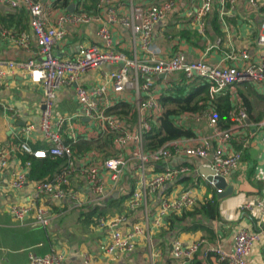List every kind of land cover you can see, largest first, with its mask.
<instances>
[{
    "label": "crops",
    "instance_id": "obj_1",
    "mask_svg": "<svg viewBox=\"0 0 264 264\" xmlns=\"http://www.w3.org/2000/svg\"><path fill=\"white\" fill-rule=\"evenodd\" d=\"M40 1L47 3L49 0ZM89 1L93 3V7L88 11L83 9L86 12H98L95 0ZM89 1L85 3L88 7ZM131 1L133 4H155L161 0ZM176 1L178 4L174 12L160 20L152 30L151 43L155 58H166L176 52H181L187 62L204 58L208 63H213L229 49L236 52L246 51L251 57L255 56V39L264 22V13L260 7L252 8L247 5L246 0H235L232 8L229 9L228 5H225L223 7L224 14L219 16L221 6L217 1H214L211 11L205 18L204 33L201 35L182 16L183 9L195 5L197 0ZM70 2V6L75 7L78 4L77 0ZM126 2L128 0H115L110 5L116 16L125 11ZM21 10L12 11L7 4L0 0V27L4 28L11 37L19 32H23L28 37L31 36L28 16L24 10L23 13H20ZM54 10L64 11V8L55 7ZM213 19L217 21L216 24L219 27L220 35L218 36L213 32L210 24ZM108 27L113 49L121 51L131 58L129 31L117 23L109 24ZM96 28L95 23L67 27V35L60 42V46L54 49V55L62 58L70 57L77 44L100 45L96 36ZM216 40H219L220 44L214 47L213 44ZM34 48L32 43L30 51H33ZM136 54L139 63H146L148 55L142 53L138 48ZM29 57L30 52L14 47L7 36L5 39L0 37L1 61H25ZM108 69L109 67L104 66L86 72L78 80V85L91 91L101 82L102 73ZM179 75H172L168 77L169 79L151 76L149 80L156 88L159 97L170 87L167 80L171 79L176 82ZM141 83L142 81H139V85ZM253 88L257 93L256 97L264 98L263 85H255ZM234 91V89H230L229 94L235 105L239 104L240 100ZM139 94L142 95L140 92ZM258 98L249 97L254 102V115L264 110V107H259L262 101ZM40 102L41 90L39 86L29 81L21 73L0 79V151L8 155L7 165L0 177L3 185L7 184L14 172L22 170L24 159L21 160V157L26 155L17 151L18 144L25 143L32 150L45 147L38 130ZM103 102L106 106L113 103L112 106H114L121 102L131 107L132 116L126 117V111L119 118L112 114L115 119H120L123 128L131 133L136 129L137 119L140 115L148 119L146 112L140 113L137 110L135 92L127 94L124 92L117 97L107 90ZM2 105L6 109L2 108ZM53 109L56 115H62L66 119L60 131L64 143L70 141L72 145L92 141L96 143V146L99 143L102 146L97 149H79L77 151L71 147L72 172L68 178L66 189L67 193L73 194V198L64 197L55 200L38 194L34 189V183L37 181L28 175L32 166L30 160L31 165L25 172V182L20 188L15 190L0 188V264H26L29 253L42 257L50 254V250L54 254L60 255L59 264H148L150 258L155 264H192V260V262L181 263L180 260L171 258L170 251L174 241H179L183 247L187 248L191 242L198 238L205 240V244L197 251L198 257L200 255L203 257V251L208 246L216 245L224 252H230L232 235L239 227L261 235L260 240L252 247L247 264H264V223L257 224L245 212L237 210V206L246 200L264 197V145L257 139H249L247 145L242 147L239 133L238 137L233 139L235 141H232L228 146L230 151H241L243 159H241L238 168L232 171L226 179V185L231 188V192L224 197H216L219 203L220 221L211 222L208 226L213 233L212 239H209V235L201 231L166 232L164 226L166 218H163L160 227L153 229L146 236L138 237L133 251L107 254L104 247L110 229L99 226L97 221L100 218L111 220L121 217L122 220L116 229L120 233L129 232L132 225L142 219L143 209L126 211L125 194L135 191L142 180L147 182L150 177L160 171L161 166L147 163L144 171L140 173L136 168V162L129 158L131 145L125 146L120 152L116 151L112 144L113 135L100 130L96 124L79 113V107L74 97V86H64L57 91ZM204 110L212 112L210 109ZM263 118L264 114L261 119ZM179 122L190 128L194 138L210 136L211 132L207 121L203 119L192 121L182 115L179 117ZM248 128L253 129L251 126ZM71 135L75 137L74 141L70 139ZM104 142L106 143L104 144ZM235 145H239L240 148L236 149ZM117 155L124 160L122 171L113 181L110 179L109 173L99 167L98 179L103 187V194H95L86 184L82 171L91 164L100 165L103 160ZM203 162L204 159L185 156H177L169 160L170 166L185 167L188 169V173L173 182L162 185L152 194L146 196L144 207L149 221L154 219L162 198L174 196L184 190L192 191L197 202L204 196L212 195L213 191L208 184L197 178V169ZM187 176L191 180L184 182L180 180ZM130 186H133L132 189ZM122 197L124 199L117 201ZM31 200L44 207L47 218L44 226L33 225L32 216L26 217L23 223H18L6 212L9 205H22ZM214 263L216 262L214 261Z\"/></svg>",
    "mask_w": 264,
    "mask_h": 264
},
{
    "label": "built area",
    "instance_id": "obj_2",
    "mask_svg": "<svg viewBox=\"0 0 264 264\" xmlns=\"http://www.w3.org/2000/svg\"><path fill=\"white\" fill-rule=\"evenodd\" d=\"M115 0H95L98 12H86L82 7L71 6V11H55V0L44 3L40 0H2L12 11L22 9L28 16V25L31 36L23 32L16 33L13 37L0 27V37L8 38L9 42L17 48L30 52V57L25 61H1L0 79L21 73L29 81L39 86L41 90V102L38 119V130L43 139L44 149L32 150L25 143L17 146V151L32 159H64V165L57 172L43 181L34 183V189L38 194L48 196L55 200L64 197L73 198V194L67 193L68 178L72 172L71 142L64 143L60 136L62 126L66 119L64 116L54 113V99L57 91L64 86H74V97L79 107V113L88 118L102 131L113 135L112 144L116 151L120 152L125 146L131 145L129 158L136 162L137 170L142 173L145 165L159 164L161 169L150 177L147 182L141 181L139 187L131 193L126 200V211H134L142 208V219L134 223L129 232L120 233L116 227L121 222V217L111 220L100 218L99 226L109 228L105 252L107 254L133 251L138 237L146 236L155 228L160 227L163 218L170 213L179 214L183 210L190 209L197 201L190 190H184L178 194L159 201V205L152 221L147 219L145 213L146 196L152 194L162 185L179 179L188 169L180 166H170L169 160L177 156L204 159L197 169V178L204 181L214 191L215 195L222 194L221 189H216L214 178H222L226 182L229 174L240 165V151H230L228 146L240 133L241 145L245 147L249 139L255 138L264 145V118L256 123L247 120L246 110L239 106L234 114L235 124L227 129H219L216 126L213 112L202 110L199 113L184 115L192 121L205 120L210 129V136L177 139L165 143L158 149L144 153L142 151L143 134L149 130L148 119L155 118L161 108L158 104L157 90L150 82L149 77L162 75L164 79L175 74H180L186 80L199 78L207 84V94L210 99L233 89L238 84L263 85L264 86V22L255 39V56L251 57L246 51H233L229 49L215 62L208 63L204 58L187 62L181 52H176L169 57L157 59L151 43L152 30L163 18L171 15L177 6L176 0H161L155 4H133L131 0L126 2L123 13L116 16L110 5ZM219 3V16L224 14L223 7L232 8L235 0H197L195 5L183 9L190 26L199 34L204 33L206 16L212 9L213 2ZM252 8L260 7L264 13V0H246ZM53 7V8H52ZM95 23L96 36L100 45L77 44L70 57L54 55V49L60 46V42L67 35V27H77ZM117 23L127 29L131 36L130 51L132 57L128 58L123 52L113 49L109 24ZM34 50L30 51V46ZM220 44L214 42V47ZM148 55L146 63H139L136 59V49ZM109 67L102 73L101 82L91 91L78 85V80L86 72L101 67ZM139 81H142L139 85ZM107 90L114 96L126 92H135L137 110L146 112L148 119L139 116L134 132L123 128L122 121L115 119L112 114L106 113L112 105H105L103 98ZM228 91V92H229ZM142 93V95L139 94ZM2 108L6 109L3 105ZM249 122V123H248ZM253 129H249L248 127ZM74 141L75 137L70 136ZM213 144V146H212ZM210 155V160L207 157ZM8 155L0 151V177L7 165ZM29 160L24 161L22 170L14 172L6 185L0 188L15 190L25 182V172L30 167ZM124 160L120 156L109 157L98 164H91L82 171L86 184L97 195L103 194V187L98 179L99 167L109 173L111 180L115 181L122 171ZM209 170L211 181H206L203 171ZM210 197V196H208ZM204 196L199 201L209 199ZM237 210L245 212L257 224L264 223V197L244 201L237 206ZM7 214L16 222L23 223L28 216L33 217V224L44 226L46 214L44 207L31 200L22 205H9ZM261 238L259 233L247 231L239 227L232 235V249L224 252L218 246H208L204 251L218 258L220 264H247L252 247ZM205 244V240L197 239L183 247L179 241L172 243L170 255L172 259L186 263L192 260L193 255ZM26 264H59L61 257L50 250V254L42 257L27 255ZM87 261V259L84 257ZM148 264H155L150 258Z\"/></svg>",
    "mask_w": 264,
    "mask_h": 264
},
{
    "label": "trees",
    "instance_id": "obj_3",
    "mask_svg": "<svg viewBox=\"0 0 264 264\" xmlns=\"http://www.w3.org/2000/svg\"><path fill=\"white\" fill-rule=\"evenodd\" d=\"M70 1L71 0H55L54 8L59 7L66 10L68 5L71 3ZM87 1L89 0H77L78 4H76L75 7L80 6L88 11L89 8L93 7V3L89 1L90 5L88 7L85 5ZM21 11L19 12H24L23 10ZM216 23L217 21L214 19L210 21L213 32L216 36H218L220 33L218 24ZM167 83L170 87L161 93L157 99L161 108L160 113L153 118V120L148 119L149 130L143 134L142 151L146 154L158 149L167 142L193 137V133L190 128L179 122V117L182 115H191L199 113L204 109H210L215 116L216 126L223 130L235 124L233 117L239 106H243L246 110L247 120L250 123L260 121L262 115L264 114V110L259 114H253L254 102H252L249 97L252 96L253 98H258L256 97L257 93H255L253 85L238 84L233 87L235 90L234 94H236L240 100L239 104L234 105L227 90L223 95H217L216 97L210 99L207 94V84L199 78L186 80L183 76L179 75L176 82L170 79L167 80ZM258 99L264 101V98ZM125 111L126 117L129 115L132 116L131 107H129L128 104L118 102L114 106L108 108L106 113L116 115L119 118L123 113H125ZM109 137L106 138L109 139ZM65 143H70V141H66ZM105 143L106 142H104V144ZM100 146H102L101 143L96 146V143L92 141L77 144L74 143L71 145L72 149L75 151L79 149L92 150L97 149ZM238 147L239 145H235L236 149L240 148ZM44 148H46V146L41 147V149ZM242 154L243 153H241V155ZM23 159L24 161L30 160L32 162L28 175L30 178L35 179V181H43L44 179L50 177L52 173L60 170L63 166L62 164L64 163V159H50L49 157L39 160L32 159L26 155L21 157V160ZM241 159H243V156L240 157V161ZM180 180L184 182L191 180V178L187 176ZM132 187L133 186H130V189H132ZM132 192L133 191L126 193L125 198L128 199ZM216 197L217 196L213 191L209 199L204 198L203 200L196 202L190 209L183 210L179 214L170 213L164 220L165 231L175 233L201 231L208 234L209 239H212V230L208 228L206 224L214 221H220L219 203L217 202ZM121 199L124 198H119L117 201H120ZM197 254L198 253L196 252L193 255V262L191 261L192 264H219L218 258L211 253H208L205 256L203 255V257L200 254V257H198ZM201 259L203 260L202 262L199 261ZM214 261L216 263H214Z\"/></svg>",
    "mask_w": 264,
    "mask_h": 264
},
{
    "label": "water",
    "instance_id": "obj_4",
    "mask_svg": "<svg viewBox=\"0 0 264 264\" xmlns=\"http://www.w3.org/2000/svg\"><path fill=\"white\" fill-rule=\"evenodd\" d=\"M66 10L68 12H70L71 11V6L69 5ZM158 78L159 79H162V78L164 79V77L162 75H159ZM209 160H210V155H208V157H207V161H209ZM211 174L212 173L209 170H204L203 171V176L205 177L206 181H211ZM214 180L216 181L214 187L216 189H221L222 190V194L221 195H216L217 198L218 197H224V196L228 195L231 192V188L226 185V182L224 181V179H222L220 177L219 178L217 177V178H214ZM210 224L211 223H207V226H209Z\"/></svg>",
    "mask_w": 264,
    "mask_h": 264
},
{
    "label": "rangeland",
    "instance_id": "obj_5",
    "mask_svg": "<svg viewBox=\"0 0 264 264\" xmlns=\"http://www.w3.org/2000/svg\"><path fill=\"white\" fill-rule=\"evenodd\" d=\"M264 107V101H262V103H260L259 107ZM34 225V224H33Z\"/></svg>",
    "mask_w": 264,
    "mask_h": 264
}]
</instances>
